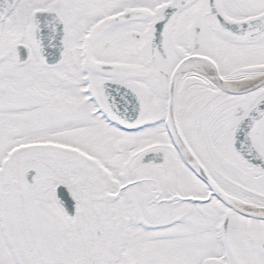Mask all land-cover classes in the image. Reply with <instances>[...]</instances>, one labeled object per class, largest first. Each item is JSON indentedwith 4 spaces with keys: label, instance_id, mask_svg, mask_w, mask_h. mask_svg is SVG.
Masks as SVG:
<instances>
[{
    "label": "snow or ice",
    "instance_id": "6c2138e0",
    "mask_svg": "<svg viewBox=\"0 0 264 264\" xmlns=\"http://www.w3.org/2000/svg\"><path fill=\"white\" fill-rule=\"evenodd\" d=\"M0 264H264V0H0Z\"/></svg>",
    "mask_w": 264,
    "mask_h": 264
}]
</instances>
